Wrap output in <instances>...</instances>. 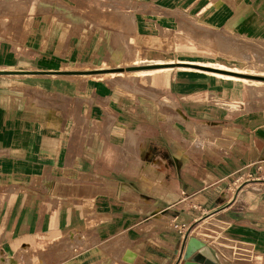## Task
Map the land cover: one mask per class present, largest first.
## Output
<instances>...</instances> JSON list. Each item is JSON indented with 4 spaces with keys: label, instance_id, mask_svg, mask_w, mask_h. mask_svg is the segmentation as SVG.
<instances>
[{
    "label": "crops",
    "instance_id": "obj_1",
    "mask_svg": "<svg viewBox=\"0 0 264 264\" xmlns=\"http://www.w3.org/2000/svg\"><path fill=\"white\" fill-rule=\"evenodd\" d=\"M123 1L92 0L84 10L98 20L118 21L127 12L138 26L158 25L156 14L146 17L137 2ZM154 9L170 12L173 6ZM163 17L171 19L167 13ZM96 19L92 26L124 25ZM67 21L86 24L71 16ZM166 75L154 79L164 81ZM38 80L51 81L52 88L15 96L5 92L13 80L0 79L1 88L5 83L0 92V264H182L186 239L193 236L207 249L205 228L222 223L244 233L232 240L230 251L217 242L228 264H248V246L250 264H264V176L248 179L260 162L264 172V113L236 112L232 122L213 125L208 147L191 150L188 143L158 135L156 143L152 136L146 143L144 136L138 148L141 128L109 125L106 110L97 123L92 93L78 90L76 80ZM56 81L66 85L58 88ZM131 140L135 147L128 145ZM134 151L137 160L128 156ZM234 175L242 186L228 192ZM231 196L243 197L244 214L198 223L232 207L235 200L221 209ZM81 213L84 226L75 222ZM182 226L187 237L178 232ZM126 252L133 254L130 261ZM202 255L213 264H227L224 257Z\"/></svg>",
    "mask_w": 264,
    "mask_h": 264
},
{
    "label": "rangeland",
    "instance_id": "obj_2",
    "mask_svg": "<svg viewBox=\"0 0 264 264\" xmlns=\"http://www.w3.org/2000/svg\"><path fill=\"white\" fill-rule=\"evenodd\" d=\"M91 1L0 0V71H79L76 74L0 73L1 80H13L11 90H5L3 82L0 92L5 90L22 96L26 91L52 88L51 81L40 83L38 79L76 80L78 90L92 93V115L98 117L97 123L101 122L102 114L106 115V110L109 125L132 126L138 132L141 128L138 148L144 136L146 139L152 136L151 143H156L161 139L158 135L172 136V142L188 143L191 150L208 147L211 137L207 136L212 135L208 130L213 129V125L232 122L236 112L264 113V76H255L264 75V0H248V7L244 0L235 5L231 0L123 1L124 4L137 2L146 17L156 14L157 26L148 25V21L138 26L127 12L118 17V21L98 20L92 11L84 10ZM156 4L173 6V10L153 11ZM215 5L218 9L213 10ZM166 13L170 21L163 17ZM70 16L81 22L85 19L86 24L70 26L67 21ZM93 19L109 24L123 22L124 25L92 26ZM224 22H233V25H221ZM156 61L168 64H153ZM163 66L168 68L152 70ZM131 67L135 68L126 70ZM165 73L164 81L154 79ZM215 73L239 78L225 79ZM53 85L63 89L66 84L56 81ZM3 104L4 101H0V107ZM128 143L135 147L134 140ZM129 155L138 159L137 151ZM141 158L148 160L144 156ZM259 164L257 174H251L248 179L264 176L262 163ZM238 178L237 175L230 180L228 192L234 186H242ZM242 198L236 201L229 197L221 209L235 200L232 207L216 215L210 213L209 218L198 223H210L215 219L230 221L244 214ZM75 219L78 226H84V214H77ZM183 227L178 232L187 237L189 232H182ZM204 231L207 250L214 259L224 257L218 241L229 250L232 240L244 235L223 223ZM236 242L243 246L242 252L246 251L245 241ZM251 254L248 246V264ZM228 259L224 257L227 264Z\"/></svg>",
    "mask_w": 264,
    "mask_h": 264
},
{
    "label": "water",
    "instance_id": "obj_3",
    "mask_svg": "<svg viewBox=\"0 0 264 264\" xmlns=\"http://www.w3.org/2000/svg\"><path fill=\"white\" fill-rule=\"evenodd\" d=\"M135 67L131 68H126V70H132ZM29 73L30 71H0V73ZM79 71H70V72H58V73H78ZM53 73V72H52ZM84 73V72H80ZM204 247V243L198 240L197 238L193 236H189L186 239V243L183 247L182 251V259L183 263L182 264H213L208 258H206L202 254H197L199 253L198 251ZM133 254L131 252H126L125 253V260L130 261L132 258Z\"/></svg>",
    "mask_w": 264,
    "mask_h": 264
},
{
    "label": "bare ground",
    "instance_id": "obj_4",
    "mask_svg": "<svg viewBox=\"0 0 264 264\" xmlns=\"http://www.w3.org/2000/svg\"><path fill=\"white\" fill-rule=\"evenodd\" d=\"M182 63H184V62H182ZM153 64H168V63H166V62H164V61H156V62H154ZM163 68H168V67H166V66H163V67H158L157 69H152V70H160V69H163ZM185 68H188V67H185ZM152 70H148V71H152ZM164 70V69H163ZM225 71H229V72H233V73H237V74H248V73H242V71H238V70H225ZM119 72V71H118ZM212 73H214V72H212ZM113 74V73H112ZM215 74H217L218 76H220V77H223V78H225V79H238L239 77L238 76H234V75H232V74H222V73H215ZM251 74V73H250ZM102 75V74H101ZM114 75V74H113ZM253 75H255V74H253ZM97 76V75H96ZM255 76H264V75H255ZM200 251H203V253L207 256V257H209L210 258V256H211V253L205 248V247H203V248H201L200 249Z\"/></svg>",
    "mask_w": 264,
    "mask_h": 264
}]
</instances>
